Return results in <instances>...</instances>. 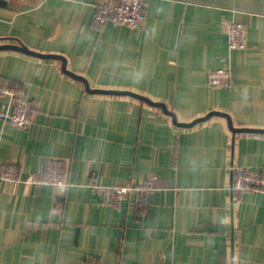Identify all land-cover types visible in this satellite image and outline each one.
<instances>
[{"label":"crops","instance_id":"crops-1","mask_svg":"<svg viewBox=\"0 0 264 264\" xmlns=\"http://www.w3.org/2000/svg\"><path fill=\"white\" fill-rule=\"evenodd\" d=\"M99 0H0V45L61 55L92 89L165 103L178 121L210 111L264 129V0H146L140 28L98 25ZM247 26L230 49L226 25ZM226 66L227 87L209 85ZM21 87L32 124L0 120V264H264V192L229 189L231 166L264 168V135L221 116L181 127L161 108L87 92L59 59L0 49V83ZM69 185L27 183L48 159ZM149 182V204L107 205L97 185ZM57 199L61 205H57ZM233 244V250H232Z\"/></svg>","mask_w":264,"mask_h":264},{"label":"built area","instance_id":"built-area-1","mask_svg":"<svg viewBox=\"0 0 264 264\" xmlns=\"http://www.w3.org/2000/svg\"><path fill=\"white\" fill-rule=\"evenodd\" d=\"M146 0H99L95 3L94 21L98 25L111 22L114 25H124L130 28H140L146 20L144 3ZM226 34L230 49L246 47L247 26L241 22H230L226 25ZM232 79L228 67L211 69L208 73L209 85L227 87ZM32 105L23 94L21 87H14L11 82L0 83V120L11 125L26 129L32 124ZM232 179L230 191L264 192V168L260 170L245 169L231 166ZM18 175L15 163H8L0 169V180L14 181ZM48 183L63 188L69 185L68 165L61 158L48 159L43 171L32 173L27 183ZM95 188L107 205H118L120 201L132 197L135 210L145 214L149 204V193L152 185L149 182L128 185H96ZM57 205L61 200L57 199ZM84 264H100L97 261H87Z\"/></svg>","mask_w":264,"mask_h":264},{"label":"water","instance_id":"water-1","mask_svg":"<svg viewBox=\"0 0 264 264\" xmlns=\"http://www.w3.org/2000/svg\"><path fill=\"white\" fill-rule=\"evenodd\" d=\"M0 49H12V50H17V51H21L23 53L29 54V55H33L36 57H40V58H52V59H59L61 60L62 63V71L67 74L70 75L71 77L78 79L80 81H82L85 85V89L87 92H90L92 94H103V95H125V96H130L136 99H139L141 101L146 102L147 104L151 105V106H155V107H159L162 109V111L169 115L173 121V123L177 126H181V127H192L198 123L204 122L208 119H210L213 116H221L224 117L227 120V125L229 130L233 133V135L238 134V133H256V134H261L264 135V129H259V128H249V127H234L232 120L230 118V116L224 112H219V111H210L208 113H206L204 116L198 117L193 119L190 122H181L178 121L177 119V115L169 110L167 108V105L165 103H161V102H155L152 101L150 98L131 92V91H127V90H117V89H92L89 86L88 81L80 76V75H76L75 73L69 71L66 69V60L63 56L61 55H54V54H42V53H38L35 51H31L29 50L26 46L24 45H15V44H2L0 45ZM232 250H233V244H232ZM231 264H233V257L231 260Z\"/></svg>","mask_w":264,"mask_h":264}]
</instances>
